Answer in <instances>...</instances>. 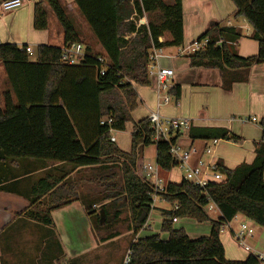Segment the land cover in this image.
<instances>
[{
    "label": "trees",
    "instance_id": "trees-1",
    "mask_svg": "<svg viewBox=\"0 0 264 264\" xmlns=\"http://www.w3.org/2000/svg\"><path fill=\"white\" fill-rule=\"evenodd\" d=\"M230 1L233 16L242 17L252 28L256 54L239 56V30L217 22L194 39L208 38V44L188 56L191 67L218 69L225 91L234 82L247 81L251 66L264 63V0ZM72 2L94 38L95 49L88 37H82L61 0L35 2L33 28L46 29V3L61 28L62 46L38 45L32 54L26 52L25 45L0 44L6 82L0 98V162L6 168V174L0 175V190L15 191V172L7 166L13 161L63 162L85 168L90 170L92 200L101 204L104 223L116 219L123 207L136 232L148 219L153 192L152 184L137 173L140 154L153 144L155 162L164 173L175 168L176 162L168 153L167 141H152L147 117L132 120L138 105L135 87L149 85L147 65L153 48L183 45L182 0ZM140 18L146 23L138 25ZM219 41L220 46H216ZM71 43L83 46L84 56L77 64L60 59L61 48ZM170 94L179 98L180 87L175 85ZM127 123L133 126L131 146L123 151L110 141V130L122 131ZM258 125L262 137L254 144L252 162L226 168L216 160L221 181L209 182L203 188L183 178L164 182V191L158 196L171 205L162 213L160 225L167 238L152 234L135 240L129 247L130 264H264V258L250 252L243 260L227 259L220 240L221 226L238 214L256 226H264V117ZM188 137L192 141L242 140L223 127L190 126ZM175 141L176 136L171 137L170 142ZM74 188L69 180L38 179L26 190L31 199L25 214L50 224L52 210L77 199ZM209 205L219 211L217 218L209 215ZM111 209L115 210L112 215ZM172 218L209 223L210 231L206 236L190 238L183 228L174 226Z\"/></svg>",
    "mask_w": 264,
    "mask_h": 264
},
{
    "label": "crops",
    "instance_id": "crops-1",
    "mask_svg": "<svg viewBox=\"0 0 264 264\" xmlns=\"http://www.w3.org/2000/svg\"><path fill=\"white\" fill-rule=\"evenodd\" d=\"M38 1L43 0H22V5L17 9L0 14V44L12 43L17 46H29L32 54L38 45L62 46L61 28L46 3H44V9L48 16L46 29L35 30L33 28V7L34 3ZM216 1L182 0V46L188 45L208 27L220 22L221 26L233 27L239 30L240 34L243 28L248 32L246 37L241 36L237 40L236 53L239 56L247 57L256 54L257 42L251 39L253 32L251 26L242 17L233 16L234 5L230 0H219L220 3H216ZM61 2L70 15L71 12L74 13L75 7L72 0H61ZM203 4H207V8H211L212 5L213 9L203 15L200 8V5ZM215 6L219 8V11H215ZM76 17L78 21L82 19L78 12ZM186 28L190 32H186ZM83 34L81 32L84 38ZM186 35H188L187 40ZM159 40L162 41L163 38H159ZM171 48L178 47L161 49L162 56L157 59L156 64L161 68L172 69L171 82L173 88L175 85L180 87V97L176 98L170 94L168 104L157 109L155 79L153 76H148V86L135 87L138 105L132 112V120L138 121L145 118L149 112L157 109L163 116L187 118L190 121V126L223 127L235 134L230 123L222 126L201 123V118L199 121L182 111L177 113L175 110L182 96V84L184 82L192 84L196 88H219L224 97H229L224 99H229L230 103L232 102V109L236 104L242 108L240 109L241 113L246 117L243 122L252 124L253 128L248 135L235 134L242 139L239 143L220 140L215 146L214 159L221 162L226 168H234L242 162H252L255 155L254 144L258 143L262 137V129L258 123L264 117V63L251 66L248 70L247 81L234 82L230 89L225 91L222 89V78L218 69L191 67L189 55L178 56L177 50L170 53ZM31 59H34V55ZM5 86V73L0 64V98ZM222 105L224 107L222 108V116L224 118L232 116L230 114L232 110L225 108L226 101H222ZM224 109L229 112H225ZM132 131V123H127L122 131H112L111 135L114 137V142L121 150L129 151ZM175 142L184 148L192 146L201 153L203 147L209 145L210 140L192 141L188 137L187 130L177 135ZM219 143H223L224 146L219 145ZM145 148L142 151L143 159ZM153 158V161L144 162L143 160V163L152 165L155 163V153ZM7 166L13 174L15 172L16 177L12 180L15 191L0 190V264H121L124 253L135 240L152 234H159L162 239L167 238V233L160 232L163 216L159 218L155 227L149 219L150 213L144 226L136 232L133 231L132 225L128 221L127 209L123 207L116 219L105 224L104 214L103 217L100 216L101 204L92 200L93 191L90 188L91 183H88L91 178L87 175L90 170L75 168L63 162L51 163L32 159L13 161ZM5 169V166L0 162V175L6 174ZM179 172L177 181L169 179L167 177L168 172H160V176L164 182L167 180L178 182L182 178L181 171L179 170ZM45 176L47 180L60 179L61 182L69 180L75 186L74 192L78 196L68 205L52 210L50 212V224L40 223L25 214L30 208L31 199L30 196L26 195V190L38 179ZM153 209L155 208L153 207L151 210ZM114 211L111 209L109 212L112 215ZM209 211L216 214L214 218L219 216L216 207ZM163 212L160 211L161 214ZM97 216L99 218L96 223ZM178 220L173 224H178ZM242 222L246 221L242 215L238 214L229 222V228L220 232L225 257L229 260H243L249 254L238 246L233 238V232ZM179 226L185 230L190 238L206 236L210 231L209 223H197L191 219L181 222ZM257 227H253V235L249 238V242L248 239L246 240V244L254 254L264 255V226Z\"/></svg>",
    "mask_w": 264,
    "mask_h": 264
},
{
    "label": "built area",
    "instance_id": "built-area-1",
    "mask_svg": "<svg viewBox=\"0 0 264 264\" xmlns=\"http://www.w3.org/2000/svg\"><path fill=\"white\" fill-rule=\"evenodd\" d=\"M22 5V0H3L0 3V14L17 9ZM144 18L138 20V25L145 24ZM208 38H203L199 41L194 40L186 46L177 48V55H189L198 50L203 49L208 44ZM221 42H216V46H220ZM26 52L31 53L32 50L26 46ZM84 56L83 46L79 43H71L61 48L60 59L66 64H77ZM162 56L161 49H152L149 54L148 76H153L155 79V92H156V107L165 106L170 101V90L173 88L171 79L173 71L169 68H161L156 64L157 59ZM153 110L148 113L147 121L152 130V141L154 143L164 140L169 144L168 153L171 158L176 162L177 168L181 171L182 178L193 185L200 188L207 186L209 182H218L223 179L219 171V167L214 159L215 146L220 139L210 140L209 145L203 147L201 153L194 147L184 148L177 142L171 143V137H175L190 127V121L184 117H168L161 115L158 110ZM253 120V119H252ZM109 122V120H107ZM103 123V122H102ZM113 130H110L112 133ZM110 141L114 142V137L110 136ZM196 156V157H195ZM206 158V159H204ZM145 179L152 184V194L150 208L160 200L158 194L164 191V180L160 176V169L158 165L153 163L146 166ZM214 206L209 205V210ZM175 208H177L175 206ZM178 219L172 218L175 223ZM229 228V222L221 226L220 232ZM254 228L247 222H242L238 225L237 230L233 232L235 242L244 251L253 253L251 248L246 244L247 238L252 237ZM259 259H263L264 255L256 254ZM131 251L130 248L126 250L123 255L121 264H130Z\"/></svg>",
    "mask_w": 264,
    "mask_h": 264
},
{
    "label": "rangeland",
    "instance_id": "rangeland-1",
    "mask_svg": "<svg viewBox=\"0 0 264 264\" xmlns=\"http://www.w3.org/2000/svg\"><path fill=\"white\" fill-rule=\"evenodd\" d=\"M208 1V0H207ZM211 2V0H210ZM220 3L219 0L216 1V3ZM207 3V2H206ZM215 3V5H216ZM194 4V3H193ZM201 8V13H203V15L207 12V11H211L213 9V6L211 5V8H207V4H203L200 5ZM73 12H71L73 21L75 20V24L76 27L80 30V32L84 33L83 35L85 37H88V41L91 42V46L95 49L94 47V38L91 36V33L89 32L87 26L85 25V23L83 22L82 19H79V21L77 20L76 17V11L75 9L73 10ZM197 12L199 11L198 9L196 10ZM215 11H219V8L215 6ZM191 27H195V26H191ZM195 29V28H194ZM193 31V30H192ZM186 32H190L189 30H187L186 28ZM248 32L246 31L245 28H243L241 30V36H247ZM188 38V35H186V40ZM186 44V42L184 43V45ZM99 50V48H97ZM177 50V48H171V50L169 51L170 53L175 52ZM31 57L33 58V55H31ZM182 96L178 102V106L175 108L177 113H180L181 111L187 115H189L191 118H196L200 121L201 123L205 122V123H209L211 125H217L219 124L220 126L222 125H226V124H231L233 126V129L235 131V134L238 135H248V133L251 131V129L253 128L252 124L250 123H245L243 122L246 117L244 116L243 113H241L242 109L240 106L238 107L237 104L236 106L232 109L231 103L229 99H224V98H229L228 96L222 95L223 92L221 91V89L216 88V87H209V88H196L194 87L192 84H189L187 82H184V84H182ZM222 101L225 102L226 101V105L225 108H228L230 111V114L232 116H228L227 118H224V116H222ZM234 102V99H233ZM225 112H229L226 111L224 109ZM223 143H219V145H222ZM224 146V145H222ZM155 153V149H154V145L152 144L151 146H148L147 148H145V154H144V159H143V155L142 153L140 154L138 160H137V173L141 175L142 178L145 179V172H146V166L148 163H143L144 162H151L154 160L153 155ZM206 159V158H204ZM179 170L177 168V166L175 168H173L170 172L167 173V177L169 179L175 180L177 181L179 179ZM146 180V179H145ZM90 186V185H89ZM91 188V187H90ZM156 205L154 206L155 209L150 211V220L151 222H153V225L156 227L157 226V221L159 220L160 217H162V214L160 213V211H168L171 209V205L169 203H166L164 201H157L155 203ZM208 213L211 217H215V213L212 211L208 210ZM186 220H188L187 218H182L178 220V224H174V226H179V224H181V222H185ZM244 220L246 222H248L249 224H251L253 227L258 228L256 225H254L252 222H250L249 220H247L246 218H244ZM248 242L250 241L249 238Z\"/></svg>",
    "mask_w": 264,
    "mask_h": 264
},
{
    "label": "water",
    "instance_id": "water-1",
    "mask_svg": "<svg viewBox=\"0 0 264 264\" xmlns=\"http://www.w3.org/2000/svg\"><path fill=\"white\" fill-rule=\"evenodd\" d=\"M103 210L100 211V216L103 217Z\"/></svg>",
    "mask_w": 264,
    "mask_h": 264
}]
</instances>
